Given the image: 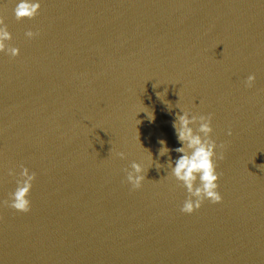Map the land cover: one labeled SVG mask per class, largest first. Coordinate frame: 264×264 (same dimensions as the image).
I'll use <instances>...</instances> for the list:
<instances>
[{
  "label": "water",
  "instance_id": "water-1",
  "mask_svg": "<svg viewBox=\"0 0 264 264\" xmlns=\"http://www.w3.org/2000/svg\"><path fill=\"white\" fill-rule=\"evenodd\" d=\"M15 7L0 0L19 49L0 53V264H264V0H41L19 21ZM179 109L210 114L224 145L221 201L190 215L157 155L180 146ZM133 162L153 164L139 189ZM22 168L28 212L9 207Z\"/></svg>",
  "mask_w": 264,
  "mask_h": 264
},
{
  "label": "clouds",
  "instance_id": "clouds-1",
  "mask_svg": "<svg viewBox=\"0 0 264 264\" xmlns=\"http://www.w3.org/2000/svg\"><path fill=\"white\" fill-rule=\"evenodd\" d=\"M40 7L41 0H16L14 16L18 21L25 18L32 19ZM37 35L39 33L33 31H27L25 33L28 39H32ZM10 39L11 34L3 20L0 19V53L15 57L19 55V49L10 47L7 44ZM255 79L254 74L248 75L245 80V86L251 87ZM157 96L161 98L160 93H157ZM163 102L171 110L172 104L168 101ZM179 110V113L175 115L172 127L180 146L175 149H170L166 141L159 140L160 148L157 155L158 157H168L167 167L171 169V175L183 185L187 192V197L180 211L181 213L190 215L200 208L204 200H209L212 203H219L221 201V196L217 191L219 177L216 171V161L223 160L224 145H217L215 140L211 138L213 129L210 114L208 116H196L181 109ZM140 112L146 113L149 121L154 119L152 112ZM228 135H231L230 131ZM173 151L179 154L175 160L170 155ZM116 155L121 159L124 158L123 152L116 153ZM150 159L153 161L151 154ZM155 166L157 169L163 167L158 162ZM148 168L146 169L142 164L136 162L130 165V170L126 174V181L131 185L132 189H139L142 186ZM8 174L9 176L15 175L11 170ZM19 176L21 179L16 180L15 191L9 195V207L18 212H28L30 209V201L27 197L32 187V181L35 179V174H30L27 168H22Z\"/></svg>",
  "mask_w": 264,
  "mask_h": 264
}]
</instances>
